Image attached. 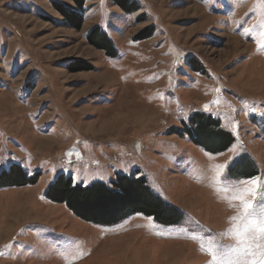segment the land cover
<instances>
[{
  "label": "rangeland",
  "instance_id": "374dc122",
  "mask_svg": "<svg viewBox=\"0 0 264 264\" xmlns=\"http://www.w3.org/2000/svg\"><path fill=\"white\" fill-rule=\"evenodd\" d=\"M135 1L128 14L85 0L77 30L54 5L79 12L72 0H0V176H40L0 187V264H210L209 237L234 243L239 203L217 194L212 169L244 179L246 155L264 178V0ZM95 28L117 57L88 43ZM197 113L233 135L228 151L176 133ZM136 172L181 222L97 225L46 197L61 174L85 188Z\"/></svg>",
  "mask_w": 264,
  "mask_h": 264
},
{
  "label": "trees",
  "instance_id": "16d2710c",
  "mask_svg": "<svg viewBox=\"0 0 264 264\" xmlns=\"http://www.w3.org/2000/svg\"><path fill=\"white\" fill-rule=\"evenodd\" d=\"M112 1L128 14L139 11V5L135 0ZM72 2L79 12L67 10L60 3L54 5L68 25L80 30L84 23L82 13L85 0H72ZM148 36L141 35L138 40L147 39ZM88 43L96 50L103 51L108 57L115 58L118 55L113 41L103 29H93L88 35ZM191 124L195 130L185 126L182 131L178 130L176 133L180 136H189L195 145L205 147L210 153L228 151L235 141L230 132L219 129L220 125L213 117L197 113L192 118ZM236 167V171L243 178L258 175L254 163L246 155ZM138 175V172L133 173L132 176L121 174L109 184L93 183L90 187L84 188L81 185H74L71 177L61 174L47 190L46 197L54 203L65 204L80 219L97 225H115L137 214L155 219L165 226L181 222L182 215L179 211L169 207L150 189L145 177L137 178ZM39 179L38 174L27 176L20 166L13 165L9 172H4L0 176V187H25L28 184H36Z\"/></svg>",
  "mask_w": 264,
  "mask_h": 264
},
{
  "label": "snow or ice",
  "instance_id": "6c2138e0",
  "mask_svg": "<svg viewBox=\"0 0 264 264\" xmlns=\"http://www.w3.org/2000/svg\"><path fill=\"white\" fill-rule=\"evenodd\" d=\"M260 48L264 50V43ZM212 170L217 174L212 183L214 190L229 204L238 202L239 215L230 218L233 226L224 234L234 240L232 245H219L209 237L207 248L201 245L202 251L211 256L210 264H264V178L233 181L221 176L227 165H216Z\"/></svg>",
  "mask_w": 264,
  "mask_h": 264
},
{
  "label": "bare ground",
  "instance_id": "6f19581e",
  "mask_svg": "<svg viewBox=\"0 0 264 264\" xmlns=\"http://www.w3.org/2000/svg\"><path fill=\"white\" fill-rule=\"evenodd\" d=\"M74 157V156H73Z\"/></svg>",
  "mask_w": 264,
  "mask_h": 264
}]
</instances>
